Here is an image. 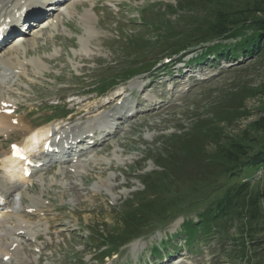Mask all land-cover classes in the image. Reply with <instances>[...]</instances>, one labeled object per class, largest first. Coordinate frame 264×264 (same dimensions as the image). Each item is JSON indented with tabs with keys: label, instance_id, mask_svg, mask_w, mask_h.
Returning a JSON list of instances; mask_svg holds the SVG:
<instances>
[{
	"label": "rangeland",
	"instance_id": "obj_1",
	"mask_svg": "<svg viewBox=\"0 0 264 264\" xmlns=\"http://www.w3.org/2000/svg\"><path fill=\"white\" fill-rule=\"evenodd\" d=\"M256 2L61 0L64 9L56 13L54 22L40 30L33 27L24 42V47L36 54L39 65L22 59L23 65L15 70L0 67V78L8 72L0 82V95L23 108L14 117L29 112L27 120L35 123L59 115L66 102L59 98L73 95L74 102L68 107L78 111L82 107H75V103H86V110L77 115L92 117L109 106V102L102 103L109 97L103 98L99 89L89 91L88 85L103 79H123L131 71L161 70L158 61L173 53L169 51L181 38L194 36L202 23H212L218 11L254 7ZM5 3L7 9L8 0ZM93 5L97 6L94 12ZM250 14L255 15L253 11ZM83 15L91 17L90 27ZM223 41L215 39L187 49L199 51ZM7 50L8 46L0 49V59L10 56ZM148 64L155 66L147 68ZM188 71H193L190 80H183L182 86L172 90L164 85L158 89V85L166 79H173L174 84L178 77L167 72L156 75L157 86L151 83L148 88L154 85L151 93L159 91L164 107L142 112L120 124L109 147L88 149L77 163L44 168L28 181L19 182L13 191V185L6 181L8 177L13 181L16 178L9 171L10 161L1 163L4 170L0 167V194L8 196L4 209H0V220L7 222L1 221V225L18 227L23 221L29 230L19 229L25 232L21 236L8 234L6 241L0 236V243L15 240L18 245L13 255H7L0 246V264H98L99 252L116 249L110 241L122 237L126 225L152 206L148 214L157 222L164 217V204L176 194L189 198L195 190L207 201L221 197L229 187H242L243 195L227 229L213 231L208 241L201 238L192 243L190 251L183 253L187 257L175 264H264V164L245 167L232 177L223 173L224 164L214 155L220 148L226 151L247 145L254 149L264 140L254 130V123L264 118V54L240 56L238 61L220 64L194 63ZM137 84V78L123 83L135 91ZM79 122L84 121H75ZM211 130L221 133V147L209 134ZM21 139V134L9 139L0 135V155L11 142ZM4 210H10L13 216L9 218ZM202 210L193 208L167 221L156 232L121 247L103 264L149 263L153 244L162 248L165 242L177 245L173 252L180 253V247L189 245L177 237L185 233V218L198 221ZM38 235L40 241L35 239Z\"/></svg>",
	"mask_w": 264,
	"mask_h": 264
},
{
	"label": "trees",
	"instance_id": "obj_2",
	"mask_svg": "<svg viewBox=\"0 0 264 264\" xmlns=\"http://www.w3.org/2000/svg\"><path fill=\"white\" fill-rule=\"evenodd\" d=\"M251 11L255 13L254 16L250 14ZM195 31L194 36L189 35L181 38L182 40L180 39L173 46V50L169 52H179L192 45L215 39H224V41H231L229 43L218 42L204 49L216 51L218 57L233 59L235 61H238L240 56L254 58L264 54V0H257L254 7H227L222 11H218L212 23H202ZM254 127L255 132L260 135L258 138L264 139V118L255 122ZM211 131L213 133L208 132L210 135L213 134L217 146L222 145L221 133L218 134L219 131L217 130ZM208 137H206V141ZM246 147L247 145L234 149L227 148L226 151L225 148L222 150L220 148L215 152L214 155L217 156H215L216 160L223 163V167L226 169L223 173L236 177L245 167H256L259 164H264V140L254 149ZM223 153L227 155H223ZM233 190L234 188L231 187L226 188L225 193L221 197L207 201L197 196L195 190L193 192L194 195L189 198L176 194L172 196L169 202L164 204L163 219L159 217L160 221H153V215L148 214L150 213L149 210L153 208L152 206L148 210L149 212L141 213L134 218L132 223L130 222L126 225L125 233L122 237L112 239L110 243L118 249L135 238H139L147 233L156 232L159 230V226H163L167 221L176 219L179 215L189 213L193 208H204V210L199 212L198 217L200 219L198 221L192 218H185L184 220L186 231L189 233L188 241L190 243L198 236V230L200 229H203L201 233H205L206 231L209 233L212 231L214 224L218 228L227 229L228 221L235 217L234 209L236 206H239L238 202L243 195L242 187ZM190 191L192 192L193 190ZM187 199L188 203H186ZM156 251L159 252L158 249Z\"/></svg>",
	"mask_w": 264,
	"mask_h": 264
},
{
	"label": "bare ground",
	"instance_id": "obj_3",
	"mask_svg": "<svg viewBox=\"0 0 264 264\" xmlns=\"http://www.w3.org/2000/svg\"><path fill=\"white\" fill-rule=\"evenodd\" d=\"M4 0H0V6H1V4H3L4 2H3ZM10 0H8V2H9ZM38 0H23V7H24V4H26V6H28V11H30L29 12V14H31V9H33L34 10V7H35V5H36V2H37ZM40 1H42L43 2V0H40ZM18 3H17V5L18 6H20L21 4V1L20 0H18L17 1ZM42 2H40L41 4L39 5V6H41L40 8H42V7H44V5L42 4ZM21 5V6H22ZM22 7V8H23ZM20 8V7H19ZM18 8V9H19ZM42 11H44L43 9H41ZM18 11V10H17ZM43 12H39V14H37L36 15V17H38V16H40L41 14H42ZM10 16H12V15H10ZM83 18H85V16L83 15ZM87 21L89 22V18L87 17ZM86 21V22H87ZM41 22V24H43L44 22H42V21H40ZM21 29H25L26 27L22 24L21 25V27H20ZM15 40H16V43H17V45H13L14 47H12L11 49H9L10 51H9V53H11L10 54V56L8 55V58H1L0 59V63H2V64H5V65H7V67H10V68H14V67H16L17 65H20L21 63H22V59L23 58H28V61L29 62H31L34 66H38L39 65V63H40V61L37 59V56L36 55H33V54H30L29 53V51H28V49L27 48H25V47H23V44H24V42L27 40V36H23V34L22 33H20V34H17L16 35V37H15ZM15 43V44H16ZM25 48V49H24ZM36 51V50H35ZM29 54H30V56H29ZM23 65V64H22ZM40 68V67H39ZM9 69V68H8ZM153 84V83H152ZM147 86V85H146ZM154 86V85H153ZM137 92H139V90L137 91ZM106 103H108V102H106ZM110 103V102H109ZM109 107V106H108ZM4 111H5V108L2 106V101H1V99H0V135H8L9 133H11V132H13V131H19V132H22V133H26V132H28V131H26V130H29V126L28 127H26L27 129L25 130V123L23 122V121H18V125L16 126V125H14L13 123H11L12 122V119H13V117H12V115H8V114H5L4 113ZM97 113H95L94 115H96ZM12 117V118H11ZM93 117V116H92ZM10 118H11V120H10ZM41 134H43L42 132H36V131H34V132H32L31 133V135L29 136V141H30V143L29 144H27V150L25 151V154H31V153H33L34 152V150H37V147H38V144H37V142H40V139H41V137H38L37 138V136H40ZM21 145H24V144H22L21 143ZM10 151H3V153L0 155V165H1V163L5 160V159H7V160H9L10 161V164L8 165V168H9V171H11V176L13 177H16L15 179H14V181H13V178H11V177H8V179L6 180L7 181V185L9 184V186H10V184H12L13 186H11V188H10V191H13L12 190V188H14V187H18L20 184H19V182L21 183L22 181H20V180H23V178H22V176L24 177V178H26L25 176V173H24V169H23V167H24V163H25V161L24 160H22L18 155H16V154H11V152H12V149L10 148L9 149ZM1 167V170H4V168H2V166H0ZM25 169H28V167L26 166L25 167ZM0 170V171H1ZM18 171V172H17ZM20 172V173H19ZM10 174V173H9ZM22 175V176H21ZM8 180H11V181H8ZM23 184V183H22ZM9 189V188H8ZM6 192V191H5ZM9 192V191H8ZM7 193V192H6ZM12 193V192H11ZM11 193H9V196H10V194ZM10 218L13 216V215H11V214H7ZM2 221V220H1ZM0 221V222H1ZM3 222V224L5 223V222H7V221H5V220H3L2 221ZM4 231H5V233L3 232V231H1L0 232V236L3 238V240H5L6 241V239H5V236L7 235L8 236V233L7 232H9L10 234L12 233V232H16V230H18V228H8L7 226H4L3 225V227H1ZM15 241H12V243H14ZM0 246H1V250L3 251V252H7L8 251V249H9V247L11 246L10 245V243H9V241H8V243L6 242L5 244L4 243H0Z\"/></svg>",
	"mask_w": 264,
	"mask_h": 264
}]
</instances>
